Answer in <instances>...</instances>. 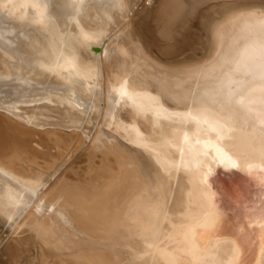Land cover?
Returning <instances> with one entry per match:
<instances>
[{"label":"bare ground","instance_id":"bare-ground-1","mask_svg":"<svg viewBox=\"0 0 264 264\" xmlns=\"http://www.w3.org/2000/svg\"><path fill=\"white\" fill-rule=\"evenodd\" d=\"M62 1L54 16L0 0V222L38 248L30 264H264L251 195L220 212L207 183L221 165L263 178L264 1L144 0L159 52L196 42L165 61L135 28L139 0ZM76 146L89 153L55 171ZM163 193L160 226L158 205L151 222L133 210Z\"/></svg>","mask_w":264,"mask_h":264},{"label":"rangeland","instance_id":"rangeland-1","mask_svg":"<svg viewBox=\"0 0 264 264\" xmlns=\"http://www.w3.org/2000/svg\"><path fill=\"white\" fill-rule=\"evenodd\" d=\"M237 1H241V2H244V1H264V0H237ZM141 2V3H140ZM54 3V4H53ZM140 3V4H139ZM224 4H226V2L224 3ZM49 5H50V9H51V11H55V12H64L65 10H67V7H66V5L64 4V2L62 1V0H50V3H49ZM55 5H56V7H55ZM65 5V6H64ZM140 8H139V7ZM151 7L152 6H154V4H153V2H152V5H150ZM58 7H59V9H58ZM137 7L139 8V9H137V10H133V19H134V25H135V28L137 29V31H138V33L142 36V38H143V43H144V45L145 44H147V45H145L146 47H147V49L148 50H150L155 56H157L161 61H165V60H167V59H178V58H180V56H181V52L180 51H182L181 49L183 48V47H181V45H183L184 44V46H186L185 48L187 49L186 51H191L192 50V48H195L197 45H196V42H193L194 43V45H193V43L192 42H184L183 44H179V43H177V47H176V44L175 45H171L172 47H173V49H171V46H168L169 47V49L170 50H172V51H169V49L168 50H163V49H161L160 47H159V49H161V50H163V51H161L160 50V52H159V50H158V48H157V46H159L158 45V43L157 42H154L155 41V39H158V36H157V34H155V32H152V31H154V30H157L156 31V33H158L159 31H160V29L159 28H161L159 25L157 26H155V28H154V25H155V23H157V22H159V20H160V17H161V15L159 14L160 12H158V13H153L152 15H151V13L149 12V10L147 9V5H146V2L144 1V0H139L138 1V3H137ZM53 8V9H52ZM56 9V10H55ZM148 10V11H147ZM204 11H205V13H204ZM199 13L197 14V20L195 19V21H194V29H195V31H196V33H198V35L200 34V35H202V37H205V31H204V29L202 28V22H203V20H204V18H205V16L208 14V13H211V12H207L206 10H202V9H200V11H198ZM138 14H140V16L138 15ZM159 14V15H158ZM204 14V15H203ZM135 15V16H134ZM199 15H200V17H199ZM143 16V17H142ZM160 16V17H159ZM199 17V18H198ZM136 18H138V19H136ZM159 18V19H158ZM139 21V22H138ZM152 26V27H151ZM139 28V29H138ZM144 30H143V29ZM153 28H154V30H153ZM157 28V29H156ZM142 30V31H141ZM146 30V31H145ZM152 30V31H151ZM145 34V35H144ZM148 34V35H147ZM154 34V35H153ZM147 35V36H146ZM156 35V36H155ZM146 36V37H145ZM147 37H148V39H147ZM156 37V38H155ZM146 38V39H145ZM150 39H151V41H150ZM148 42H150V43H148ZM151 42H152V44H151ZM189 43V44H188ZM156 46H154V45ZM186 44V45H185ZM187 44H188V46H187ZM153 45V46H152ZM179 45H180V47H179ZM190 45V46H189ZM174 46H175V49H174ZM195 46V47H194ZM180 49V50H178L179 51V54H178V52H177V49ZM189 48H191V50H189ZM197 49V48H196ZM173 50H174V52H173ZM201 50V49H200ZM199 49H197V50H195L194 49V52H195V54L197 55V57L198 58H200L201 56H202V50L200 51ZM171 52L172 53V55H171V53L168 55L166 52ZM175 52H176V55H175ZM164 54V55H163ZM165 54H167V55H165ZM163 56V57H162ZM173 57V58H172ZM85 146H87V145H85ZM84 146V147H85ZM78 146H76V148H77ZM76 148L74 149V147L72 148V151H73V149H74V152H71V149L69 150V151H67L66 153H64V154H66V155H68V156H66V155H64V159H62V160H60V162H59V164H60V166H59V164L58 165H55V171H57L58 173H63L64 171H68V172H72L71 171V167H69V166H71V165H73L75 162H77V160H79L81 157H83L85 154H87V153H89V151H88V149H87V147H86V149L84 150L83 149V146H81L80 148L78 147V149L76 150ZM84 152H83V151ZM82 152L81 153V155H79V157H78V155L77 154H80L79 152ZM86 152V153H85ZM69 153V154H68ZM73 155V156H71V154ZM74 153V154H73ZM75 155L77 156V158L75 157ZM70 157H75V159L73 158H71L70 159ZM64 160V161H63ZM67 160H70L69 162L67 161ZM72 160H74L73 162H72ZM63 163H65V168H64V170H62V171H59L60 169H61V165L63 164ZM104 162V161H103ZM102 162V163H103ZM70 163V165H68V164ZM105 164H109V163H105ZM100 165H102V164H99L98 166L100 167ZM172 165V164H171ZM57 166V167H56ZM68 166V167H67ZM173 166V165H172ZM176 165H174L173 167H175ZM59 168V169H58ZM93 172V171H92ZM75 176L77 177V176H79V175H77V174H75ZM161 197L163 196V198H160L159 199V203L158 202H156V201H153L154 199H153V196L151 195L150 196V199H149V195H148V197L146 196L145 197V201L143 200H141L140 201V197L138 198H136L135 199V201H137L136 203H135V201H134V199L132 198L131 200L132 201H134V202H131V200H130V203L132 204V208H133V210L134 211H136L137 213H138V211L140 212L141 210L143 211H141L140 213H138V214H140V215H142L143 217H146L145 219L146 220H148L149 219V221L151 222L152 220V222L154 223V221L156 222H160L161 221V223H157L158 224V226H160L161 224H162V222H163V220H164V222H166L167 221V219H169V216H170V213H168V211H170V208L169 207H167V206H169V204H167L168 202H167V200H165L166 199V195H165V193H163L162 195H160ZM151 197H152V199H151ZM149 200H148V199ZM159 198V197H158ZM141 199H143V198H141ZM164 199V201H166V203L165 202H163L162 200ZM147 200V201H146ZM151 200V201H150ZM140 201V202H139ZM152 201L154 202L153 204H152ZM164 203V205H162L163 203ZM141 203L140 205H143V204H145L146 202V204L149 206L148 208L150 209V208H153V207H156V206H154V205H158V208H154V209H156V214L159 216V218H157L158 216L155 214V213H153L152 211L154 210V209H151L152 211H150L148 208H147V206L146 205H143V207L140 209V205H138L139 203ZM148 202H150L149 204L151 205V206H153V207H151L149 204H148ZM155 202H156V204H155ZM162 203V204H161ZM135 204H137V206L135 205ZM136 207H135V206ZM164 206L163 208H161V206ZM139 206V207H138ZM160 206V207H159ZM135 208V209H134ZM138 208V209H137ZM161 209V210H160ZM162 209H164V211L162 210ZM169 209V210H168ZM157 210H158V212H157ZM167 210V211H166ZM144 211H146V212H144ZM148 211H150V212H148ZM155 211V210H154ZM162 211V212H161ZM164 212V213H163ZM143 213L144 214H146V215H143ZM152 213V214H151ZM158 213H160V214H158ZM162 213V214H161ZM168 213V214H167ZM149 214V215H148ZM154 214H155V216H154ZM151 215H152V217H151ZM160 215H162V216H164L165 218L168 216V218L167 219H165L164 217H162V216H160ZM153 216L155 217V219H158V220H154V218H153ZM157 216V217H156ZM162 219H161V218ZM148 218V219H147ZM153 218V219H152ZM152 219V220H151ZM159 219H161V220H159ZM163 222V223H164ZM155 224V223H154ZM157 224H155L156 226H157ZM25 243H19L18 241H16V239L14 238V236H13V233H12V231H11V229H10V227H7V226H5L3 223H1L0 222V264H30V262H31V259H36V260H38L39 258H40V256H41V253H40V251L38 250V248H36L35 246H33V245H31V244H28V242H27V240L26 241H24ZM27 242V243H26ZM13 261V262H12ZM43 262H40V261H38L37 262V264H42ZM45 264V263H44ZM47 264V263H46Z\"/></svg>","mask_w":264,"mask_h":264},{"label":"water","instance_id":"water-1","mask_svg":"<svg viewBox=\"0 0 264 264\" xmlns=\"http://www.w3.org/2000/svg\"><path fill=\"white\" fill-rule=\"evenodd\" d=\"M46 1L48 3L49 10H50V5H49L50 0H46ZM65 5L68 10L67 4ZM65 11L63 13H65ZM50 12L54 16L62 14L60 12H55L51 10ZM8 89L9 87L3 88L0 91L1 95H4L5 93L6 95L9 94ZM26 99H28L29 101L31 98L28 97ZM29 102H19L18 104L26 105ZM29 104H32V103H29ZM255 171L256 170H251V173L250 171L247 173H244L239 169L238 166L236 167L232 166L230 168L225 165H221L218 167V170L216 171V173L212 175L211 177H209V179L207 180V183L208 185H210L212 190H214L216 193L215 204L217 205V209L220 212H228V211L233 210L231 209V206H229V205H233V206L236 205V204H233L235 203L234 201L236 200V198L234 199V196H232V194L238 192L239 194L241 193L240 194L241 196L245 194L251 195V204H254V206L251 209L252 214L257 215V216L264 215V210L261 209L264 207V172L262 170L258 171V172L263 173V178L257 180V178H254ZM236 196L239 197V195H236ZM242 203H244V201L241 202V204ZM233 212L235 211L233 210Z\"/></svg>","mask_w":264,"mask_h":264},{"label":"snow or ice","instance_id":"snow-or-ice-1","mask_svg":"<svg viewBox=\"0 0 264 264\" xmlns=\"http://www.w3.org/2000/svg\"><path fill=\"white\" fill-rule=\"evenodd\" d=\"M80 2H82V0H80ZM261 18L262 20H264V13H261ZM261 55H262V59H264V44L261 45ZM262 79H264V65H262ZM262 91H264V89H262ZM233 167H236V165L233 164ZM250 173H251V169H250ZM261 227L264 228V215H262L261 218Z\"/></svg>","mask_w":264,"mask_h":264}]
</instances>
